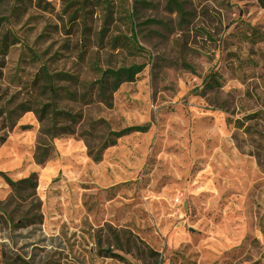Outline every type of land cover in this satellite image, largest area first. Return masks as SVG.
Masks as SVG:
<instances>
[{"label":"rangeland","instance_id":"rangeland-1","mask_svg":"<svg viewBox=\"0 0 264 264\" xmlns=\"http://www.w3.org/2000/svg\"><path fill=\"white\" fill-rule=\"evenodd\" d=\"M169 1L0 4V264H264V7ZM42 65L142 69L109 106L56 100L80 123L38 164ZM96 119L147 130L98 150Z\"/></svg>","mask_w":264,"mask_h":264},{"label":"trees","instance_id":"trees-1","mask_svg":"<svg viewBox=\"0 0 264 264\" xmlns=\"http://www.w3.org/2000/svg\"><path fill=\"white\" fill-rule=\"evenodd\" d=\"M5 1L9 0H0V4ZM258 1L264 7V0ZM141 69V66L132 65L129 67H120L118 69L102 70L94 65L93 70L95 71L97 78L91 82H87L82 81L78 77L68 73L51 72L49 68L46 67V65H42L33 75V78L30 81L29 91L31 94H33L34 91H37V93L40 95L45 96L48 102L41 104V107L36 110L30 109V107L24 109V112L34 111L41 125L35 161L38 164H43L48 158L47 148L50 147V143L53 142V140L57 137L75 135V127L80 123V117H78L79 115L69 113L62 109H57L55 104L56 100L63 99L82 105L88 104V102H90L94 105L105 104L109 106L112 94L117 91L121 84L132 82ZM208 80L209 86H211V84L218 85V81L214 77H209ZM62 82H66L68 86H59V83ZM71 86L75 88L74 91L69 89ZM101 123L105 125L104 131L102 128H100ZM91 129L103 132L104 137L102 138V147L97 148L98 150H104L107 147L114 145L116 140L121 139L122 137H125L131 133L146 132L147 127H129L120 131H112L107 126L105 121L96 119L92 121ZM87 147L91 152L94 150L93 147L88 143ZM249 155L255 158L257 166L264 167V159L259 152L249 153ZM93 159L95 161H99V153L95 152ZM33 177H35V175L20 181V184H23V186L26 187L34 186L31 182L34 179ZM7 182L15 187L18 184L13 183L9 179ZM115 241L118 248H122L123 245L121 242H119L120 238L118 236H115ZM10 264L27 263L23 260L20 261L15 259L14 261L12 260Z\"/></svg>","mask_w":264,"mask_h":264}]
</instances>
